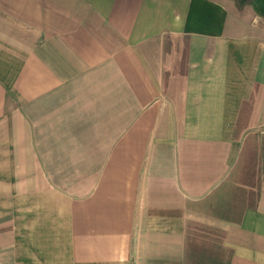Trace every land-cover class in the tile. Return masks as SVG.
<instances>
[{"label":"crops","instance_id":"1","mask_svg":"<svg viewBox=\"0 0 264 264\" xmlns=\"http://www.w3.org/2000/svg\"><path fill=\"white\" fill-rule=\"evenodd\" d=\"M211 1L220 35L192 0H0V264H264V24Z\"/></svg>","mask_w":264,"mask_h":264},{"label":"trees","instance_id":"2","mask_svg":"<svg viewBox=\"0 0 264 264\" xmlns=\"http://www.w3.org/2000/svg\"><path fill=\"white\" fill-rule=\"evenodd\" d=\"M225 17L226 11L221 5L211 0H192L186 30L207 35H220Z\"/></svg>","mask_w":264,"mask_h":264},{"label":"rangeland","instance_id":"3","mask_svg":"<svg viewBox=\"0 0 264 264\" xmlns=\"http://www.w3.org/2000/svg\"><path fill=\"white\" fill-rule=\"evenodd\" d=\"M240 8H252L256 12V16L259 18L262 24H264V0H231ZM254 15V22H257V17L255 18Z\"/></svg>","mask_w":264,"mask_h":264}]
</instances>
